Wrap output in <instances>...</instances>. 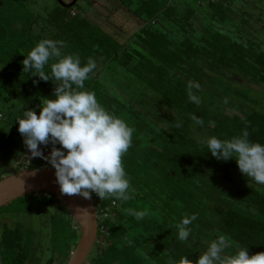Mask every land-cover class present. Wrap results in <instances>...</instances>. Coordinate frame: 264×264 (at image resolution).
I'll list each match as a JSON object with an SVG mask.
<instances>
[{
	"label": "trees",
	"instance_id": "trees-1",
	"mask_svg": "<svg viewBox=\"0 0 264 264\" xmlns=\"http://www.w3.org/2000/svg\"><path fill=\"white\" fill-rule=\"evenodd\" d=\"M96 1L103 9L114 4L112 12L122 23L128 17L121 25L130 27L125 31L132 33L129 38L110 27L103 15L92 14L91 0L86 10L78 6L82 0L71 8L57 1L0 0V114L3 108L10 112L0 124L7 118L17 130L16 117L26 110L22 106L37 109L41 97H52L59 82L24 73L22 64L39 41L50 39L62 43L63 55H78L82 66L89 57L95 59L85 90L95 92L102 106L134 129L132 146L122 158L134 189L132 199L101 200L92 194L100 213L92 263L167 264L170 256L195 260L219 234L230 240L228 253L243 247L249 255L264 252V186L241 174L234 160L212 157L203 143L208 137L231 139L247 130L251 141L264 144V94L255 98L252 89L235 86L228 77L233 74L264 88V0ZM189 82L200 85L193 89L199 104L188 99ZM201 88L219 102L204 101ZM234 98L238 106L232 104ZM223 103L238 113L227 114ZM9 145L0 128L5 157L12 153ZM0 155L4 171L6 160ZM23 163H16L14 173L23 170ZM0 175V180L7 177ZM25 198L49 219V231L67 247L56 249L46 264H55L57 258L67 264L79 240L70 210L53 195ZM128 208L148 215L137 220L125 213ZM57 209L63 213L58 215ZM192 214L198 215L189 226L193 235L190 242H181L174 225ZM23 227L2 225L0 264L28 262L35 234Z\"/></svg>",
	"mask_w": 264,
	"mask_h": 264
},
{
	"label": "clouds",
	"instance_id": "clouds-1",
	"mask_svg": "<svg viewBox=\"0 0 264 264\" xmlns=\"http://www.w3.org/2000/svg\"><path fill=\"white\" fill-rule=\"evenodd\" d=\"M58 43L41 40L24 55V73H32L44 82L59 83L51 98H40L39 114L26 110L17 117V130L31 157L44 159L54 168L62 194L91 200L94 193L101 200L126 202L132 199L134 189L122 158L132 146L134 129L102 106L95 92L85 90V81L96 68L95 59L89 57L82 66L78 55H63V45ZM53 60L50 71H46ZM199 88V83H188L191 103L199 104L193 91ZM191 119L203 125L195 115ZM203 143L212 157L225 162L234 160L241 174L264 186V144L251 141L247 130L231 139L208 137ZM49 144L52 149L45 156L40 146ZM125 213L137 220L148 215L147 211L132 208L125 209ZM197 219L198 215L192 214L175 223L179 241L190 242L193 230L189 226ZM230 246L229 238L219 234L195 260L181 256L177 261L170 256L167 264H264V252L249 255V248L243 247L228 253ZM143 258L150 259L146 254Z\"/></svg>",
	"mask_w": 264,
	"mask_h": 264
},
{
	"label": "rangeland",
	"instance_id": "rangeland-1",
	"mask_svg": "<svg viewBox=\"0 0 264 264\" xmlns=\"http://www.w3.org/2000/svg\"><path fill=\"white\" fill-rule=\"evenodd\" d=\"M37 2H43L49 5H55L56 1L58 2V0H35ZM67 2H71L72 0H65ZM94 1V7L91 11L92 14H95L98 17H105L106 18V22L110 25V27H114L115 29H117V31L119 33H121L122 35H124V37L127 39L129 38L132 33H125V31L127 29H129L130 27H124L121 24H126V21L128 19L127 14H122V15H126V16H122L123 19L126 17V19H124V22L122 23V20L119 16H115V14L112 12L114 11L113 8L115 7L114 4L110 5L109 8L107 9H103L102 7H100L99 2L96 0H91ZM59 3V2H58ZM84 3V4H83ZM79 7H83L85 10L90 8V4L88 2V0H82V2L79 3L78 5ZM91 9V8H90ZM84 10V12H85ZM107 10V11H105ZM111 10V11H110ZM102 11H105L106 14H108L109 16L106 17V14H104ZM103 15V16H102ZM130 22L134 23V19L129 18ZM113 28V29H114ZM114 29V30H115ZM201 30V29H200ZM228 77L231 81L232 84H234L235 86H239V87H247L253 90V93H251L252 96H254L255 98H259L260 95L264 94V88L262 86L259 85H255L253 83H249L247 81L246 78H242V77H237L233 74H228ZM205 92V95H203V93ZM200 97H202V99L204 101H206L208 104H211L213 102H219L215 96L213 94H211L210 92L206 91V90H202V88L200 89ZM232 104H235L236 106H238V101L236 98L231 99ZM223 110L231 115L233 113H238V110L231 108L230 106L226 105V104H221ZM22 108H25L26 110H36L37 114H39V107H37V109H34L33 107L31 108L30 106H22ZM21 108V109H22ZM25 110V111H26ZM24 111V112H25ZM3 114L10 115V112L8 111V109L3 108ZM17 118V117H16ZM16 123H18L16 121ZM0 128L2 131H5L7 133V136H9V143H10V147L12 150V153L7 155L6 157L3 155L4 153L2 151H0V153L4 156V159L6 160V165H5V170L2 171L3 169L0 167V173H2V176H9L14 174L15 168H16V163H23L22 168L23 169H31V170H36V169H42V168H48V164L46 162V160L41 159L39 157L36 158H30L31 159V163L29 165L25 164V160L24 157L27 156V148L25 147L24 143H23V138L21 137L20 133L18 132V130L16 129H12V127L9 125L8 120L6 118V120H3L2 123L0 124ZM42 150H44V152L46 153H50L51 149H52V145L49 144L47 146H40ZM58 147V145H57ZM1 156V155H0ZM3 159V160H4ZM2 169V170H1ZM1 177V175H0ZM42 194V193H40ZM39 195V194H36ZM34 204L31 203L30 199L27 198H22L21 200H17L14 201L13 203L9 204L6 206V208L4 209V211L2 213H0V233H1V228L2 225L4 224H10L12 226L19 224L20 226L23 225V230L27 231L29 230H33L34 234H35V240H34V245L29 257V260L26 264H46V261L49 260L50 257L55 255V251L56 249L60 248L61 245L64 246V248L62 249V251H65V249L67 248L64 244H61L58 242V240H56V234L55 233H51L49 231L50 227H49V219H46L44 217V215L42 214L41 211H38V209L36 207L33 206ZM55 207V208H54ZM57 207V202H55V204L53 205V208L56 209ZM58 210V215L62 214L63 211L61 209H57ZM20 211H29L25 216L23 215L22 217H15V213H18ZM14 216H13V215ZM97 216H98V220L100 218V213L97 212ZM77 224L75 222V220L73 219V224ZM47 229V230H46ZM77 235L79 236L80 239V231L76 232ZM47 234L50 236L48 241L46 242L44 238H47ZM133 233H131L129 236H131ZM53 237H55V241H53ZM62 238L65 241L64 237H59ZM63 243V242H62ZM76 242H74L73 244V248H77V245L75 244ZM92 256H93V252L90 254L86 264H93L92 263ZM47 259V260H46ZM46 260V261H45ZM45 261V262H44ZM55 264H59V260L58 258L56 259V263Z\"/></svg>",
	"mask_w": 264,
	"mask_h": 264
},
{
	"label": "water",
	"instance_id": "water-1",
	"mask_svg": "<svg viewBox=\"0 0 264 264\" xmlns=\"http://www.w3.org/2000/svg\"><path fill=\"white\" fill-rule=\"evenodd\" d=\"M58 2L66 8H71L76 3L65 5L62 0H58ZM40 193L53 195L65 204L79 228L80 239L67 264H86L94 249L99 231L94 201L92 198L86 200L78 195L62 194L56 183L54 169H23L1 179L0 209L21 198Z\"/></svg>",
	"mask_w": 264,
	"mask_h": 264
},
{
	"label": "built area",
	"instance_id": "built-area-1",
	"mask_svg": "<svg viewBox=\"0 0 264 264\" xmlns=\"http://www.w3.org/2000/svg\"><path fill=\"white\" fill-rule=\"evenodd\" d=\"M1 119H2V115L0 114V121H1ZM42 151H43V153H44L45 156H47L49 154V153L44 152V150H42ZM30 163H31V159L30 158H27L26 161H25V164L26 165H29ZM47 164H48V168L54 169V168H52V166L48 162H47ZM46 195H48V194H46Z\"/></svg>",
	"mask_w": 264,
	"mask_h": 264
},
{
	"label": "flooded vegetation",
	"instance_id": "flooded-vegetation-1",
	"mask_svg": "<svg viewBox=\"0 0 264 264\" xmlns=\"http://www.w3.org/2000/svg\"><path fill=\"white\" fill-rule=\"evenodd\" d=\"M62 1L65 3V5H69V4H72L73 2H76V3H77L79 0H72L71 2H67V1H65V0H62ZM76 3H75V4H76ZM75 4H74V5H75ZM74 5H73V6H74Z\"/></svg>",
	"mask_w": 264,
	"mask_h": 264
}]
</instances>
